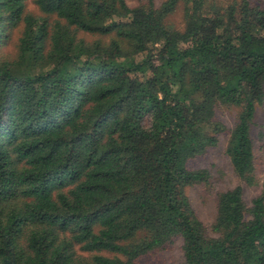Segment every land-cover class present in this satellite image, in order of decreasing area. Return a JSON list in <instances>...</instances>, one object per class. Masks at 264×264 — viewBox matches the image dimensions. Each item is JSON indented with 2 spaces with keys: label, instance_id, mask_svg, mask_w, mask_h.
I'll list each match as a JSON object with an SVG mask.
<instances>
[{
  "label": "trees",
  "instance_id": "1",
  "mask_svg": "<svg viewBox=\"0 0 264 264\" xmlns=\"http://www.w3.org/2000/svg\"><path fill=\"white\" fill-rule=\"evenodd\" d=\"M33 2L0 0V46L21 31L0 57V264H137L179 238L182 264H264V183L218 193L210 227L188 195L222 134L255 182L264 0Z\"/></svg>",
  "mask_w": 264,
  "mask_h": 264
},
{
  "label": "rangeland",
  "instance_id": "2",
  "mask_svg": "<svg viewBox=\"0 0 264 264\" xmlns=\"http://www.w3.org/2000/svg\"><path fill=\"white\" fill-rule=\"evenodd\" d=\"M129 4L135 5L137 0H127ZM161 3L164 0H156ZM28 9L34 13L40 14L38 6L33 0H27ZM183 9L182 6L172 16V20L179 26L182 24ZM10 38L5 44L0 46V57L6 55L13 57L17 50L18 38L21 34L20 29L14 28L9 32ZM88 40H92L91 35H84ZM219 117L232 127L236 119V110H230L226 107L219 109ZM252 139L255 154V182L253 184L243 180L235 172L230 157L226 152L228 135L222 134L220 143L209 149V151L191 162L194 167L207 168L210 173L209 181L206 184H200L188 188L190 201L197 211L198 215L210 227L215 218V201L218 193L237 186H242L244 190V199L251 204L252 199L258 195L264 183V100L257 106L254 122L252 124ZM183 240L175 239L169 245L157 248L137 259V264H182ZM79 253H81L79 251ZM109 255V253H105Z\"/></svg>",
  "mask_w": 264,
  "mask_h": 264
}]
</instances>
